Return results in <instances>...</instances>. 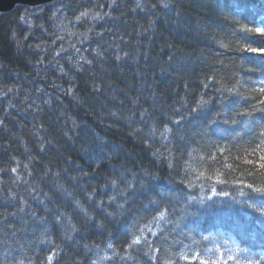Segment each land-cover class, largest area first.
Wrapping results in <instances>:
<instances>
[{
	"label": "trees",
	"instance_id": "trees-1",
	"mask_svg": "<svg viewBox=\"0 0 264 264\" xmlns=\"http://www.w3.org/2000/svg\"><path fill=\"white\" fill-rule=\"evenodd\" d=\"M74 2L73 0H59L55 4L40 8L44 21L35 22L38 18L35 16L36 10L32 12L28 9L16 10L0 17V199L8 202L7 207L15 203L24 207L25 204L31 203L28 211L32 215V223L26 221L24 226L17 225L21 231L25 230L24 236L29 240L36 232V229H32L33 224H43L47 218V216L36 215L30 207L38 206L39 201L50 204L51 200L58 205L52 211V222L56 221L55 224L59 229L56 226L55 228L61 234L62 241L53 243L55 250L53 253L47 252L46 264H57L58 260H60L58 264H72L81 258V254L74 252L77 249L76 245H79L80 241L89 240V238L78 240L74 235L79 228H75L78 223L71 219L72 213L77 214L80 220H86L89 229L95 231L99 237L101 234H107L108 231L120 228L127 219L131 218L126 216V212H128L126 201L129 200L124 198L126 193L116 191L114 186L109 183H105L100 186L99 191L94 192L92 185L85 181L91 173H94L102 181L103 167L115 168L114 175L123 181L129 192H131V187H144L149 180L151 181L147 185L154 183L157 179V171L149 172L141 166V154L137 153L138 151L136 152L134 148L138 144L143 146L142 141L145 136L141 135L140 131L143 129L144 123L140 117L143 113H147L149 107L131 106L128 104L129 100L136 101L138 99L139 101L141 93L145 94L152 103H155V106L162 105L166 108L169 104H166L164 99L173 93L175 97L173 103L180 113L184 108V105L180 103L181 100L187 96L194 97L195 94H192L194 91L191 89L198 87L202 81L207 83L208 80H212L214 82L211 84L212 87L218 81H223L227 86L240 85L243 84L242 81L256 83L255 78L261 76L262 72L252 69V62L259 64L256 59H264V54L259 52L249 51V60L236 55L235 52L246 40L253 41L255 37L259 36L253 32L258 27L264 28V19L258 24L253 23L252 32L249 27L236 23L232 16L218 9L216 5L221 3L219 0H93L92 4L83 10ZM127 7L129 8L128 12ZM128 13L131 16L140 17L143 21L139 22H144L147 25L145 30L138 28L135 32L137 47L133 53L127 51L128 46L123 39L132 33L127 23L122 21V17ZM31 15L34 18L29 20ZM184 16L187 17L185 32L182 31ZM82 19H85L88 24L98 20L99 25L97 26L104 27L93 31L99 39L86 48L95 56L96 62H100L103 57L109 58L118 66H129L135 68V71L139 70L140 78L146 77L148 67L160 71L158 74L153 71L135 86L140 90L139 95L129 98L125 94L123 112L114 104L113 108L110 107L108 102L107 119L115 132L113 136L109 137L101 134L94 125H89L85 119L78 117L79 114L88 111L83 104H77L70 108L61 103L63 99L72 100L77 92L84 91L80 86L73 84L75 73L74 77L70 78L72 81L64 85L53 78L46 82L41 78L33 77L29 86L19 90L22 87L21 81L30 75L26 63L30 64L35 73L42 72V57L49 49H51L50 61L55 71L62 73L60 70L66 67L57 59L56 55L80 44L84 39H88L92 30L85 24L82 31H65L64 22ZM58 20L60 25L56 28L57 33L51 32L44 36L34 29H43L48 26L50 21L52 23L56 21L58 24ZM26 25L31 29L29 30ZM58 29L60 32H67L69 37L61 34ZM244 33L247 35H242ZM27 36H30L33 42L26 41ZM116 36H120L122 39ZM71 37L77 38L76 42H73ZM258 38L256 45L250 46L249 49L264 48V44H260V39L264 40V36ZM141 40L146 41L148 46L143 48L139 43ZM60 41L62 43L58 44ZM54 43L59 46H54ZM18 49L21 51L31 49L36 54L27 58ZM228 52L231 53L229 59H232V62L225 58ZM77 56L81 58L75 62L72 60L71 63L80 70L85 66V62H82L85 54L81 52ZM243 59L249 61L251 66ZM87 62L85 64H90L91 60H87ZM4 74H8L13 79L5 81ZM122 74L127 76L125 71ZM164 74L167 76L165 80L157 78L158 75L163 77ZM249 74L251 77L247 78L245 75ZM116 76H120V73ZM93 85V82H89L87 89H91ZM211 85L207 84V88H210ZM54 88L58 89L60 96L62 94L64 96L63 99L58 100L59 102L55 98L51 100V91ZM96 89L95 91H99L98 93L102 95V88L98 86ZM18 90L19 93H16ZM108 92L112 96L114 92H118V89L111 85ZM39 93L44 95L41 96L39 103L31 100V97ZM242 93L241 101L250 97H252V101L247 99L246 103L235 105L238 107L236 111L234 110L237 115H234L233 111L232 117H234L231 118L233 120L231 122L232 126L236 125L238 130L231 132L233 138L236 139L233 144H226L225 148H220L222 146L220 140H225V137L218 138L216 136L218 124L216 127L204 121V123L193 124L194 129L189 132V140L186 141L197 147L201 146L202 149L211 143L212 150L209 152H214L209 158L215 161V167L202 172L195 171V181L192 180V183L182 189L185 194L184 199L191 203L192 211L196 214L191 220H188L189 225H185L187 229L180 237V244L167 236L164 238L154 237L151 244L155 245V248L148 252L152 258L151 261L149 259L145 261V264H208L213 260L208 252L215 245L211 244V240L207 236L200 238L199 234L210 231L213 228L212 223H217L220 219H222V226L227 227L228 230H232L229 229L232 225L236 226L237 230L233 231L238 242L243 243L246 248L241 251L245 257H250L249 264H264V256L259 254L264 253V224H262V220L257 219V216L260 215L264 220V212H252L243 207L244 195L251 192V189L255 190L254 194L264 196V192L256 191V189H264V168L260 167L262 163L260 157L264 155V131L262 130L261 137L256 142L249 134H246L249 125L260 126V123L257 122L264 120V92H257V94L252 92V95L250 94L251 89H246ZM178 97L181 99H177ZM162 102L163 104H161ZM196 102H202L208 107L212 104L208 94L198 93L191 105L189 103L185 108L189 109ZM26 103L28 104L27 108L24 106ZM45 105H49L51 110H45L43 107ZM26 110L28 112H25ZM43 110L47 113L41 117ZM51 113L56 118V124L63 125L65 129L63 132L67 137L84 134L85 139L62 140L63 142L59 143L56 139L51 138L47 125ZM210 114L207 115L220 123L218 120V116H221L219 111ZM118 117H121L123 122H120ZM177 117L183 119L180 115L167 118L168 122H162L161 125H158V122L152 118L151 122L146 124L145 129V132L149 133L150 139L161 145L160 151L166 154L165 161L161 164L169 169L175 165V159H172L167 153L174 150L173 144L177 142L174 140L175 136L178 138L176 132L179 131L176 130L177 124L174 123L178 122ZM170 130L171 132L174 130L175 135L169 133ZM124 132L130 133L131 138L123 134ZM91 142L99 148L92 151ZM146 150L148 151L144 154L145 157L150 161L153 160L155 152H151L149 148ZM75 154L84 161L89 160L94 165L88 171L82 167L83 180L81 182L74 180V172L78 170L80 161ZM101 164L102 168L99 167ZM79 167L81 166L79 165ZM182 169L184 172L191 170L184 165L181 166V172ZM13 173L19 180H26L29 177L26 187L22 188L20 193L13 183L11 177ZM209 189H216L229 195H227V199L223 200L224 203L217 206L215 201L209 199L207 201L205 198ZM151 195L149 194V198H146V202L134 196L136 206L142 210V216L137 215L144 222L141 228L149 229L150 223L154 222L160 228L170 229L174 222V214L172 206H169L168 202L170 196L179 200L181 192L170 187L164 191L161 200L155 199ZM156 195H159V192H156ZM207 202L209 213L202 210ZM143 206H148V209L144 210ZM199 215L212 216L211 224L200 228L197 225ZM11 217V214L6 212L0 214V239H3L7 231L12 229L11 224L16 223V219L8 220ZM175 224H178L177 220ZM248 226L253 237L248 234ZM37 235L41 245H47L46 242L50 240L48 234ZM148 239L147 237L146 241ZM168 240L170 244L165 245ZM18 241L19 239L14 242ZM199 243L202 253L195 250ZM64 245L72 250V256L65 261L57 256V252L64 249ZM0 264L37 263L31 262L30 255H27L8 261L1 259ZM232 264H239L238 259L234 258Z\"/></svg>",
	"mask_w": 264,
	"mask_h": 264
},
{
	"label": "bare ground",
	"instance_id": "bare-ground-1",
	"mask_svg": "<svg viewBox=\"0 0 264 264\" xmlns=\"http://www.w3.org/2000/svg\"><path fill=\"white\" fill-rule=\"evenodd\" d=\"M219 2V4L216 5L218 9L232 16V18L235 19L236 23H240L242 24V26L249 27L252 32L253 23L258 24L264 19V0H219ZM128 9L129 8L127 7V12ZM122 21L126 22L130 31H132L131 35L123 37V39L126 43V46H128L127 51L133 53L135 52L137 47L135 32L138 28H140L141 30H145L147 28V25H145L144 22H139L143 21L142 19H140V17L131 16L129 13L122 17ZM186 22L187 17L184 16L182 19L183 32H185L187 28ZM164 32L167 33L168 31ZM253 34L256 35L255 31L253 32ZM242 35H247V33H244ZM116 37L122 39L120 36ZM258 37H255L253 41L246 40L243 45H240L239 48L235 51L236 55H240L244 59L249 60V47L252 45H256L257 40L259 39ZM98 39L99 38L96 34L91 35V41L93 43H95ZM260 41V44H264L263 39H260ZM139 43L141 44V46H143V48L148 46L146 41L143 42L141 40ZM31 53L36 54L32 50ZM229 57H231L230 52L226 53L225 58L232 62V59H229ZM244 62H248V65H250L249 61L244 60ZM252 69H255L257 71L260 70V72H262L261 76L255 78L256 83L254 81H242L243 84L236 86H227L223 81H218L217 84L212 87L211 84L214 83L212 80H208L207 83L203 81L200 82L198 87H193L191 89L192 91H194V93L191 91L193 95L195 94L194 97L187 96L186 98H183V100H181L180 103L184 105V108L180 113L179 110L175 108V105L173 103V100L175 99L173 93L170 95V97L164 99V102L166 104H169L166 108H164L162 105L155 106V103H152L145 94H138L140 90H138L135 86L139 84V82L147 78L148 74H152L153 71H155V73L157 74L160 73V71L157 69L148 67V73L146 77L140 78L139 70L135 71V68L129 66H118L113 62V60L103 57L100 62H96L95 60H93L90 64L80 68L75 77L72 73L66 75L67 79L63 80V82L69 83L72 81L70 78L74 77L73 84L76 86H80V88L84 91L77 92L74 95V99L72 100L63 99L61 103L64 105H68L70 108L76 106L77 104H83V106H85L88 111H85L84 114H79L78 117L85 119V121H87L89 125H94L99 130V132L106 137L113 136V133L115 134L113 127L110 126V123L107 119V111L109 110V105L113 108L114 104L118 106L114 107L119 108L123 112L124 110L122 108L125 107V94L128 95L129 98L134 95H139V101L138 99H136V101L129 100L128 104L134 107L148 106L149 110L147 111V113H143V115H141L140 117L141 121L144 123L142 125L143 129L140 131L141 135L145 136L142 141L143 146L138 144V146L136 145L137 147L134 146V148L136 152L138 151L137 153L141 154V156L143 157L142 158L140 156V158L142 159L141 166L146 171L156 172L157 169V180L154 183H149L146 187H131L130 191L135 192L133 194L126 189L123 181H120L121 179L114 175L116 172L115 168L103 167V170L101 171L103 172V175L101 176L102 181L99 180L98 176H96L94 173H91V175L85 181H88L87 183L92 185V190L94 192L99 191L100 186H103L105 183H109L110 185L114 186L113 188H115L116 191H123L126 193L124 195V198L129 199L126 201V207L128 211L126 212V216L128 215L131 218L127 219L120 228L108 231L107 234H101L99 237L95 233V231L89 229V225L86 223V220H80L77 214L72 213L71 219L77 221V223L79 224H77V227H75L79 228V232L76 231L74 235L77 236L78 240L82 238H89V240L86 239L84 241H80L82 243H80L81 245L79 244L80 246L76 245L77 249L74 251L75 254L78 253L82 256L80 259L75 260L72 264H145V261H148V259L151 261L152 257L149 256L148 252L151 249L155 248V245L151 244V240L154 237L161 236L162 238H164V236H167L170 237L172 241H177L180 244V237L183 236L182 233L187 229V226L185 225H189L188 220H191L196 214L192 211L191 203L184 199L185 194L182 189L195 181L194 178L197 171L202 172L205 169L209 170L214 169L215 167V161L209 158V156L214 152H209L210 150H212V144L210 143V145L204 146L202 149L201 146L197 147L195 144H191L189 141L187 142L186 140H189V132H191V130L193 131V124L196 122L202 123L204 121L205 123H209L213 127H216L218 124V126L216 127V136L218 138L225 137V140H220L222 145L220 148H225L226 144H233L236 139L233 138L231 132H237L238 130L237 126H232L233 123L231 122L233 121L231 118L234 117H232V115L234 114L236 109H238V107L235 105L241 103L244 104L248 101L247 99L252 101V97L246 99L244 98L245 100L241 101V94H243L242 91L251 89L250 94H252V92L254 94H257V92L261 91L264 92V69L259 64L254 62H252ZM123 71L127 73V76H123ZM118 73H120V76H116ZM245 76L247 78L251 77L250 74L248 76ZM166 77L167 76L165 74L163 75V77H161V75L157 76L159 80H165ZM89 82H93L94 84L91 89H87V84H89ZM207 84H210L211 87L207 88ZM111 85H114L118 89V92H114V95L112 96L108 92V89H111ZM98 86H100L103 90L102 95L98 93L99 91H95L97 90L96 88ZM198 93H203V95L208 94L209 101L212 102L211 106L208 107L202 102H196L189 109L185 108L189 103L191 105V102H193ZM177 99L181 98L178 97ZM108 102L110 103L109 105ZM161 104H163V102ZM213 111L220 112L221 116H218V120L220 121V123H218V121L213 117L207 115L210 113H214ZM46 113L47 111L43 110L40 116L43 117L46 115ZM179 115L183 119L181 120L177 117L178 122H174L177 124L176 130H179L178 132H176L178 138L176 136L174 138V140H177V142L173 144L174 150L167 153L168 156H170L172 159H175V165L169 169L161 164L165 161L164 158L166 155L162 151H160L161 149L159 148H161V145L150 139L149 133H146L145 129L146 124L151 122L150 120L152 118H154V120L158 122V125H161L160 123L162 122H168L167 118H173ZM234 115H237V112H235ZM117 119L120 122H123V119L121 117H118ZM173 121L175 120L173 119ZM257 123H260V126L256 124L249 125V130L246 133L249 134L252 140H255V142L259 140V137H261L262 130L264 131V120L258 121ZM47 125L49 127V135H51V138L56 139L59 143L63 142L62 140L75 141L85 139L83 137L84 134H82V136L76 135L67 137L63 132V130H65L63 128V125L59 126L56 124V118L53 113L49 114ZM221 125L223 126L220 127ZM165 126L167 127V125ZM169 133L175 135L174 130H172V132L170 130ZM123 134L128 135V138H131L130 133L124 132ZM91 144L93 145V142H91ZM92 147V151L99 148V146L96 147V144H94ZM148 148L149 150H151V152H155L153 155V160L151 161L144 155L147 153L148 150L146 149ZM75 156L80 160L79 165L81 167H79L78 165V170L74 172V180L81 182L83 180L82 167L86 168V171H88L89 168L94 167V165L89 160L84 161L78 155L75 154ZM182 165H184L186 168H190L191 170H187L184 172V169H182L181 172ZM99 167L102 168V164ZM170 187L178 189L181 192L179 200H177L176 197L170 196L168 202V205L172 206L171 208L173 209L174 214V222L172 223L171 228L165 230L158 227L154 222L150 223L149 229L141 228V225H144L143 220L137 217L136 213H134L132 216L130 212L136 210L138 214H141V210L136 206L134 196L137 199L141 198L144 202H146V198H149V194H152L151 197H155V199L161 200L163 199L164 191ZM151 189H154L155 192L150 193ZM156 192H159V195H156ZM30 205L31 203L25 204L24 207H21L19 204L15 203L7 207L8 202L0 199V214L6 212L11 214L12 216L11 218H8V220L14 221V219H16V225L11 224L12 229L7 231L3 239H0V260L3 259L8 261L16 259L20 256L30 255L31 262L37 264H46L47 252L53 253L55 250L53 243L62 241L61 234L57 230L59 229V227L57 224H55L56 221L52 222V211H54L58 206L56 203H53L52 200L50 204L41 203L40 201L39 204H37L38 206L47 209H43L34 205L30 207V209L36 215L47 216V218L45 219L46 221L43 224H33L34 227H32V229H36V232L30 240L24 236L25 230L21 231L19 227H17V225L24 226L26 225V221L32 223V215L28 211ZM143 209L147 210L148 206H143ZM176 220L178 221L177 225L175 224ZM211 222L212 216H198L197 225L200 228L209 226ZM55 226L57 227V229L55 228ZM45 233L48 234L50 240L46 242L47 245H41V242L38 241L39 237L37 234L40 235ZM147 237L149 238L148 241H146ZM17 239H19V241L15 243L14 241ZM169 244V240L165 242V245ZM66 246L67 245H64L65 250L62 248L61 251L57 252V256L63 261L72 256L71 248ZM56 262L58 264L60 260Z\"/></svg>",
	"mask_w": 264,
	"mask_h": 264
},
{
	"label": "water",
	"instance_id": "water-1",
	"mask_svg": "<svg viewBox=\"0 0 264 264\" xmlns=\"http://www.w3.org/2000/svg\"><path fill=\"white\" fill-rule=\"evenodd\" d=\"M57 0H0V16L8 15L17 8H35Z\"/></svg>",
	"mask_w": 264,
	"mask_h": 264
},
{
	"label": "rangeland",
	"instance_id": "rangeland-1",
	"mask_svg": "<svg viewBox=\"0 0 264 264\" xmlns=\"http://www.w3.org/2000/svg\"><path fill=\"white\" fill-rule=\"evenodd\" d=\"M214 2V1H213ZM41 18V17H40ZM58 24L56 23V21H55V23H52V25H51V28H48V29H42V32L43 33H45V32H50V31H52V30H54V28L56 27H59V25H60V21L58 20ZM64 24H66V25H69L73 30H75V31H82V29H83V27H84V25H83V23L81 22V20H76V21H74V22H64ZM25 25V24H24ZM26 27L30 30L31 29V27L30 26H28V25H26ZM18 51L20 52L21 50L20 49H18ZM73 71L75 70L74 68L72 69ZM65 78V77H64ZM64 80V79H63ZM60 82V81H59ZM61 88V87H60ZM156 171H157V169H156ZM15 175L16 174H12V178H13V183H14V185L16 186V188H17V190H18V192L20 193L21 192V190H22V188H25L26 187V185H27V180L29 179V177L26 179V180H19V179H17V178H15ZM151 192L150 193H152V190H150ZM139 208V207H138ZM134 213H136L135 211H132L131 212V214H132V216H133V214ZM137 215H139V216H142V210H141V214H138L137 213Z\"/></svg>",
	"mask_w": 264,
	"mask_h": 264
},
{
	"label": "snow or ice",
	"instance_id": "snow-or-ice-1",
	"mask_svg": "<svg viewBox=\"0 0 264 264\" xmlns=\"http://www.w3.org/2000/svg\"><path fill=\"white\" fill-rule=\"evenodd\" d=\"M255 33L256 35H259V36H264V28H256L255 29ZM250 52H253V53H261V54H264V48H251L249 49ZM260 160L262 161V163L260 164V167L261 168H264V155H261L260 157ZM249 187H251V185H249ZM257 192H264V189H256Z\"/></svg>",
	"mask_w": 264,
	"mask_h": 264
}]
</instances>
